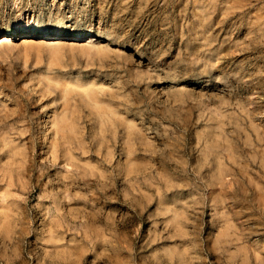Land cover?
I'll use <instances>...</instances> for the list:
<instances>
[{
  "label": "rangeland",
  "instance_id": "obj_1",
  "mask_svg": "<svg viewBox=\"0 0 264 264\" xmlns=\"http://www.w3.org/2000/svg\"><path fill=\"white\" fill-rule=\"evenodd\" d=\"M0 264H264V0H0Z\"/></svg>",
  "mask_w": 264,
  "mask_h": 264
},
{
  "label": "bare ground",
  "instance_id": "obj_2",
  "mask_svg": "<svg viewBox=\"0 0 264 264\" xmlns=\"http://www.w3.org/2000/svg\"><path fill=\"white\" fill-rule=\"evenodd\" d=\"M23 30H25V29H23ZM54 30V29H53ZM58 31V30H57ZM10 32V31H9ZM42 32V31H41ZM49 32V31H48ZM74 32H77V31H74ZM80 33V32H79ZM83 33V32H82Z\"/></svg>",
  "mask_w": 264,
  "mask_h": 264
}]
</instances>
